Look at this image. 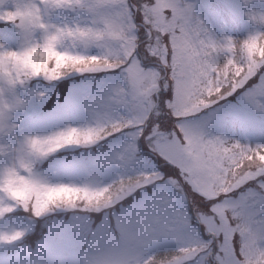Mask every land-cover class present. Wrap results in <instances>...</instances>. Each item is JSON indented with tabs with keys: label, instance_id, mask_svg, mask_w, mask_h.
<instances>
[{
	"label": "snow or ice",
	"instance_id": "1",
	"mask_svg": "<svg viewBox=\"0 0 264 264\" xmlns=\"http://www.w3.org/2000/svg\"><path fill=\"white\" fill-rule=\"evenodd\" d=\"M191 8L0 11L15 29L0 40V264H264V48L253 32L238 55ZM76 74V109L28 130L47 95L29 81Z\"/></svg>",
	"mask_w": 264,
	"mask_h": 264
},
{
	"label": "rangeland",
	"instance_id": "2",
	"mask_svg": "<svg viewBox=\"0 0 264 264\" xmlns=\"http://www.w3.org/2000/svg\"><path fill=\"white\" fill-rule=\"evenodd\" d=\"M181 2L192 6L193 17L198 18L215 39L222 40L226 36L240 39L250 33L264 30V25L254 23L247 15L250 11L264 12V0H181ZM13 7L14 0H7L6 3L0 5V11L11 10ZM14 31L12 25L5 24L0 28V40H4L6 33ZM65 79L70 84L66 99L49 109H43L44 104L47 103L59 81L49 83L43 80H33L29 82L30 91H46L47 95L42 100L37 101L33 98L29 101L27 113L24 116V125L28 130L41 131L60 124L65 119L64 109L70 111L76 109L80 103L79 92L86 87L87 81L83 80L79 74L65 77ZM21 96L24 97L26 94L21 93Z\"/></svg>",
	"mask_w": 264,
	"mask_h": 264
},
{
	"label": "clouds",
	"instance_id": "3",
	"mask_svg": "<svg viewBox=\"0 0 264 264\" xmlns=\"http://www.w3.org/2000/svg\"><path fill=\"white\" fill-rule=\"evenodd\" d=\"M7 0H0V5H3L4 3H6ZM257 33H259L258 35V41H257V44L260 48H264V30H259V31H256ZM248 35H246L245 37L243 38H240V39H236V48H237V54L240 55L241 54V49L247 39ZM40 59V57L38 56H32L29 58V61L33 64H35V62ZM37 66H42V65H37ZM48 67L51 68L52 67V64L51 62H49L48 64ZM30 82V81H29Z\"/></svg>",
	"mask_w": 264,
	"mask_h": 264
},
{
	"label": "trees",
	"instance_id": "4",
	"mask_svg": "<svg viewBox=\"0 0 264 264\" xmlns=\"http://www.w3.org/2000/svg\"><path fill=\"white\" fill-rule=\"evenodd\" d=\"M56 86H57V88H56V91H55L53 96H55L56 93L60 94L62 92V90L64 89L63 84H61V85L57 84Z\"/></svg>",
	"mask_w": 264,
	"mask_h": 264
}]
</instances>
